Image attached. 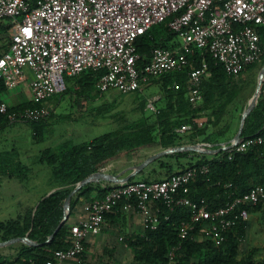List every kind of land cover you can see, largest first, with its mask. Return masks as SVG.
Returning <instances> with one entry per match:
<instances>
[{"label": "built area", "instance_id": "1", "mask_svg": "<svg viewBox=\"0 0 264 264\" xmlns=\"http://www.w3.org/2000/svg\"><path fill=\"white\" fill-rule=\"evenodd\" d=\"M166 21L181 40V47L174 51L156 48L148 63L139 65L136 41ZM0 22L12 26L9 49L0 56V89L9 93L29 82V101L34 105L10 113L0 94V124L4 116L11 124L47 120L53 112L48 102L67 91V77L88 70L101 73L96 90L102 95L109 91L128 95L192 66L189 56L197 49L210 52L234 78L264 57L260 35L264 0H0ZM208 76L204 61L188 73L193 97L200 95L201 83ZM155 103L156 99L149 102L152 111H156ZM230 145H220L219 149L231 153L232 159L234 153L264 148V136ZM208 173V166L195 165L160 181L103 185L107 190L104 197L90 202L88 217L71 226L69 247L55 251L46 264H88L86 240L100 234L106 216L119 207L136 209L144 231L156 230L160 213L154 207L159 202L171 209L189 207L193 222L206 223L203 231L216 247L221 246L230 230L249 219V211L242 206L264 203V187H255L216 210L205 200L179 196L181 191L189 192L196 178ZM192 229L193 225L184 224L180 239L185 240ZM177 249L171 251L170 264H174Z\"/></svg>", "mask_w": 264, "mask_h": 264}, {"label": "trees", "instance_id": "2", "mask_svg": "<svg viewBox=\"0 0 264 264\" xmlns=\"http://www.w3.org/2000/svg\"><path fill=\"white\" fill-rule=\"evenodd\" d=\"M0 28V33L8 34L11 32L12 26L6 24ZM260 35L264 44V27L260 28ZM9 46L10 43L6 45L4 52L9 49ZM136 46L141 56L139 65L142 66L148 63L154 49L176 50L181 46V43L177 35L170 31L168 21H166L154 26L147 34L141 36L136 41ZM2 54L0 52V56ZM189 58L193 62L192 66H188L184 71L164 75L152 83L159 84L162 91L168 94L169 97L174 96V92L168 89L169 86L175 83L182 85V88L176 93L177 99L182 103L181 109L176 111L178 114L177 120L173 124L170 121L163 123L164 127L159 138L156 137L152 128L147 130L141 128L134 134L124 136L118 133H108L92 141L69 147L65 146L59 152L47 149L41 153L38 163L51 168V185L57 186L59 189L39 203L34 215L28 217L21 228L19 220L9 222L10 224H0V228L11 233L14 232L13 235H10V233L7 235L14 238L25 236L29 232V239L38 243L39 246L22 245L16 257L12 260L0 257V264H46L55 251L68 248L71 229L69 221L59 230L55 238L47 243L49 237L53 235L63 220L66 198L78 183L101 171L108 163L120 159L123 153L133 155L146 148L160 147L167 149L180 147L184 144H196L197 140L204 136L205 142L216 143L215 137L226 136L231 129L230 125H227L224 130H220L217 134H208V126L202 129L196 127L194 132L187 135L177 132V129L183 126L182 124H192L194 119L198 117L199 110L193 109L185 99L188 94V73L193 68H200L204 61L207 63L208 71L211 74L201 87V97L204 99L205 106L211 105L216 95L226 94L231 83L224 66L210 52L197 49L194 56H189ZM253 66L246 67L244 72ZM100 77L101 73L91 70L85 71L77 77H67V84L70 79H77L80 91H73L68 87L64 94L72 91L78 94L94 91ZM3 93H5V90L0 89V94L3 95ZM33 106L30 101L25 100L16 105H9V112L13 113ZM159 109L161 110V107ZM168 109L173 110L174 108L169 104ZM164 111L165 109L159 111L160 117L163 116ZM51 117L52 115L47 120L39 123H28L32 125L35 131L33 136L35 141H42V127ZM13 124L9 122L7 117H1L0 132ZM258 136H264L263 89L259 102L248 117L243 131L244 138ZM220 145L216 143L215 146L219 148ZM188 155L189 153H181L169 156L187 157ZM230 155L231 153L228 151H221L212 159L200 155V160L195 165L208 166L209 173L196 178L189 185V192L184 194L181 191L179 196L188 197L193 201L205 200L211 210H216L226 206L234 198L247 194L255 187H264V148L255 147L246 153H234L232 159H229ZM11 166L9 163H0V170L2 169L5 175H17L22 181L30 172L23 167L15 170L16 167ZM173 174L175 173L169 171L164 177L155 175L145 177L142 180L160 181ZM131 181L135 180L132 179ZM106 192L107 190L103 188V185L90 184L82 188L72 198L71 215L81 198H85L90 203L103 198ZM242 207L247 209L249 213H264V203L256 206L243 205ZM154 209L159 210L160 224L156 230L144 231L134 241H130L131 246L134 248L131 264H170L171 251L176 247L178 249L174 251V264H264V261L256 258L258 252L256 249H250L247 253L242 251L248 221H241L226 234L224 243L216 247L212 238L207 232L203 231L207 224L202 221L193 222V212L189 207L174 206L171 209L165 203L159 202ZM184 224L193 225V229L185 240H181L179 235ZM8 239L9 237H6L4 240L7 241Z\"/></svg>", "mask_w": 264, "mask_h": 264}, {"label": "rangeland", "instance_id": "3", "mask_svg": "<svg viewBox=\"0 0 264 264\" xmlns=\"http://www.w3.org/2000/svg\"><path fill=\"white\" fill-rule=\"evenodd\" d=\"M6 24L0 22V27ZM10 40L11 32L8 34L0 33L1 53L6 50V45L10 43ZM263 66L264 59L247 74L232 83L226 94L216 95L213 103L209 106H205L204 99L201 96L196 98L188 93L185 99L193 109L199 110L198 117L194 119L192 124H182L183 126L177 129V132L180 133L182 129L188 127L184 133H180L187 135L194 132L196 127L202 129L208 126V134H217L220 130H224L227 125L233 126L236 131L239 128L243 112L247 109L251 98L256 92L259 74ZM74 80L76 83L77 79ZM76 85L78 84L74 86ZM263 86L261 92L262 89L264 90ZM181 88L182 85L179 83L169 86L168 89L174 92L173 97H169L168 94L163 92L161 86L157 83L144 88L140 92L128 95H121L115 91H109L102 95L98 90L83 94L69 92L55 103L53 118L42 127L43 137L41 142L34 140L35 131L32 125L28 123L17 122L0 132V163H9L12 165L11 167H16L15 170L23 167L26 171H44L42 180L48 181L51 176V168L38 163L41 153L47 149L59 152L65 146L69 147L92 141L108 133H118L125 136L134 134L141 128L145 130L152 128L156 137L159 138L164 127L163 123L170 121L173 124L177 120L178 114L176 111L181 109L182 103L177 99L176 93ZM10 93L16 99L7 97L8 104L14 105L18 100H21V88ZM27 96L31 98V94ZM24 97L26 96L24 95ZM152 99H159L157 105L155 104L158 111L165 109L162 117H160L158 111L151 110L149 102ZM259 99L260 96L257 104ZM169 104L173 106V110L168 109ZM159 107H161V110ZM180 121L182 120L180 119ZM214 139L217 141L216 143H219L223 141L224 137H215ZM135 157L137 161L141 159L137 154L127 155L123 153L121 159L108 163L100 172L125 177L131 173L135 165L133 161ZM133 179L136 181L143 179V177L138 175ZM106 183L101 181L95 183V186L105 185ZM24 186L30 187L31 183H26ZM249 218L251 225L248 230V240L242 244L243 253H247L251 249L252 242L257 240L258 234H261L264 227V213H256ZM2 221H5V219L0 217V222ZM19 225L21 228L22 224L19 223ZM9 233L10 235L14 234V232L11 233L0 228V243L4 242L6 237H9L8 240L14 238L7 236ZM259 239L261 240L258 241V246L263 249V252L261 255H257V259L264 261V235L260 236ZM18 245L0 248V257H6L4 255L11 256ZM122 258L125 261L124 264H128L129 260H132V254Z\"/></svg>", "mask_w": 264, "mask_h": 264}, {"label": "crops", "instance_id": "4", "mask_svg": "<svg viewBox=\"0 0 264 264\" xmlns=\"http://www.w3.org/2000/svg\"><path fill=\"white\" fill-rule=\"evenodd\" d=\"M179 41L182 45V42L180 39ZM256 65L257 64H255L252 68H254ZM252 68L243 72L237 78L229 76L230 82H231L230 85L236 82L239 78L243 77L245 74H247V72L252 70ZM210 76L206 77L202 81L200 89L203 83ZM152 83L150 85H152ZM75 84H77V81L75 83L74 79H70L68 81V87L71 88L73 91L78 92L80 87L79 85L74 86ZM262 85H264V83ZM93 92H95V90L92 91V93ZM73 93L75 94V92ZM188 93L191 95L189 84H188ZM28 94L29 96L31 94L30 88H29V82L25 83L21 87V95H20L21 100H18L16 104L22 101H25V100L29 101L30 97L27 96ZM24 95L26 97H24ZM64 95L57 96L53 98L51 101H49V105L52 107L53 112H52V117L47 121V123L53 118L55 114V111H54L55 103H57ZM2 96L6 102H7V97L11 99L12 98L16 99L13 95H11L10 92L9 93L5 92L3 93ZM199 96H201V92ZM158 100L156 99V103ZM157 111L158 110L156 108L155 112ZM234 129L235 128L231 126L230 131L226 134L223 141L219 142V144L221 145L230 144L235 138L239 130V128L236 131ZM204 139H205V136L199 138L196 144H184L183 146L203 145L204 147L203 150L205 152L207 151L206 153L186 151V152H177V153L169 154V155H176V154H181V153H189L187 157H175V156H169V155L163 156L157 159L156 161H154L153 163H151L150 165H148L139 175H142L143 178L152 177L155 175L164 177V175H166V173H168L169 171H171V173H178V172L186 170L192 165H195L196 162L200 160V155H205L208 157V159H212L215 155L219 154L216 152L219 148L215 146L216 143L205 142ZM183 146H180V147H183ZM170 148H176V147H170ZM170 148H167V149H170ZM164 150L166 149L155 147V148H146V149L138 151L136 154L139 155L141 159L137 161L136 157L133 158V161L135 162L134 167L142 164L148 158L158 153H161ZM43 173L44 171H30L27 174V177L25 178V180L22 181L17 175L16 176L15 175L14 176L5 175L4 171H0V217L5 219V221H2L0 223H8V222L19 220V222L24 225L26 222V219L34 215V213L36 212L39 206V203L43 199L49 197L51 194H53L55 191L59 189L57 186L51 185V176L48 179V181L47 180L43 181L42 180ZM15 182H18V183H15ZM29 182L31 183V186L25 187L24 184L29 183ZM106 184H110V183H106ZM88 204L89 202H87L85 198H81L80 202L77 204L76 208L74 209L73 214L69 217L68 221L71 226L80 223L81 221L85 220L88 217V213L86 211V207ZM249 214H250L249 215L250 217L251 215H254L256 213H249ZM247 221L248 223H247L245 241L248 240L247 235H248V230L251 225L250 218ZM263 231H264V227L261 230V234H258L257 240L252 242L251 249H256L258 251L257 252L258 256L261 255L263 252V249H261L260 246H258L259 244L258 241L261 240L259 239L260 236L264 235ZM143 232H144V229L142 225V218L136 209L125 211L122 207L117 208L112 214L108 215V217L106 218L105 225L101 233L98 235H92L86 240V243H85L86 256L85 257H86L88 264H124L125 261L122 257L131 255V254H132V259H133L134 248L131 246L130 241L131 240L134 241V239L137 236L142 235ZM25 237L29 238V232L26 233ZM17 244L19 245L13 251V254L11 256L4 255L6 256L4 257V259L9 258L12 260L13 258L16 257L22 245H25L23 243H17ZM257 255H256V258H257ZM131 263H132V260H129L128 264H131Z\"/></svg>", "mask_w": 264, "mask_h": 264}, {"label": "water", "instance_id": "5", "mask_svg": "<svg viewBox=\"0 0 264 264\" xmlns=\"http://www.w3.org/2000/svg\"><path fill=\"white\" fill-rule=\"evenodd\" d=\"M263 82H264V66H263V68H262V70H261V72L259 74L258 86H257L256 92L253 95V97L251 98L247 109L242 114L238 133L236 134V136L233 139V141L230 143L231 145L238 144L244 139L243 131H244V128H245V123H246L248 117L251 115L252 111L256 107L258 98H259V96L261 94V88H262ZM203 149H204L203 145H190V146H183V147H176V148L166 149V150L162 151L161 153H158V154L148 158L142 164L133 167L132 170H131V173L128 176L124 177V178H122L119 175H111V174H108V173H105V172H100V171L95 173V174L90 175L88 178H86L85 180H83L80 183H78L74 187L72 192L69 194V196L66 198V200L64 202V217H63V220L59 224L57 229L54 231L53 235H51L49 237V239L47 240V243H50L55 238V236L59 232V230L68 222L69 217L71 215V201H72V198L82 188H84V187H86L87 185H90V184L99 183L101 181H105V182L110 183V184L126 183V182L131 181L134 177L138 176L148 165H150L151 163H153L154 161H156L157 159H159V158H161L163 156H166V155H169V154H173V153H177V152H186V151H188V152L206 153L207 151L205 152ZM221 151H222L221 149H218L216 152L220 153ZM17 243H23V244H25L26 246H29V247L39 246L38 243L32 241L28 237H18V238H13V239L1 242L0 243V248L9 247V246L15 245Z\"/></svg>", "mask_w": 264, "mask_h": 264}]
</instances>
